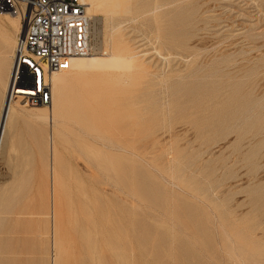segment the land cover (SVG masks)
I'll return each instance as SVG.
<instances>
[{"label":"rangeland","instance_id":"1","mask_svg":"<svg viewBox=\"0 0 264 264\" xmlns=\"http://www.w3.org/2000/svg\"><path fill=\"white\" fill-rule=\"evenodd\" d=\"M124 6L93 13L91 45L116 35L131 82L69 78L55 162L27 115L51 102L10 120L0 264H264V0ZM15 19L0 14V78Z\"/></svg>","mask_w":264,"mask_h":264},{"label":"built area","instance_id":"2","mask_svg":"<svg viewBox=\"0 0 264 264\" xmlns=\"http://www.w3.org/2000/svg\"><path fill=\"white\" fill-rule=\"evenodd\" d=\"M5 13L19 15L24 23L13 55L9 102L21 95L28 106H44L52 97L51 77L71 58L94 52L87 5L81 0H0V14Z\"/></svg>","mask_w":264,"mask_h":264},{"label":"bare ground","instance_id":"3","mask_svg":"<svg viewBox=\"0 0 264 264\" xmlns=\"http://www.w3.org/2000/svg\"><path fill=\"white\" fill-rule=\"evenodd\" d=\"M129 1L130 0H81V2L87 5V14L90 19L93 17V13L97 9L103 10L104 13L108 14L110 17L116 12L121 11V9L123 10V7H125L124 3L129 2ZM153 13L155 12L153 11ZM2 15L15 16L16 21H14V26L17 28L18 31H20V29L22 28L21 23L23 22L21 18L19 17V15L9 14V13H5ZM131 21L133 22V20ZM91 25H92V21H91ZM23 28H24V23H23ZM90 30H91V27H90ZM21 33L22 31L20 32V34ZM12 41L15 43L14 38ZM108 43L111 44V45L110 44L107 45L110 48V52H106L105 54H102V55H98V54L92 55L91 54L86 57L71 58L69 62L67 63L66 68L62 72L55 73L51 77L50 85H51V92H52V97H51L52 101H50L51 105L49 107L46 106L47 111H43V109H38V111H34V113L27 114L32 119L37 120L38 124H40L41 122L42 123L45 122L49 125L50 141L48 140V146L50 147L51 156L54 162L57 158V153H56L55 141L53 140V136L55 135V129H59L58 125L60 123L61 118L64 119V112H65L64 107L66 103V84L69 78L75 75L81 76L83 74L87 76H93L95 74H98L97 76H99L101 74L103 75L107 73L109 74L117 73L119 76V80H118L119 82L124 83V84L131 82L130 75L133 74L132 72L134 69V62H133L134 58L131 56L121 55L117 52L116 49L118 47V40H116V35L110 36V41ZM14 46H16V44ZM14 50H15V47H14ZM14 50H13L12 55L8 57L11 60V66L13 64ZM7 71H8V74H7ZM11 71H12V68H7V67L6 68L3 67V69L1 70L2 74L0 78V84L2 87V99L3 100L1 103L2 108H1V113H0V156L3 150V144H4L7 129L9 128V125H10L9 123H10L11 118L17 115L18 113H27L26 110L24 109V105L27 102V100L24 99L21 95H18L17 99L14 98L11 102H9V98L7 95L11 88L10 86ZM18 94H27V93L19 92ZM46 112L48 114H46ZM15 119H18V118H15ZM104 147L106 148L108 146L104 144Z\"/></svg>","mask_w":264,"mask_h":264}]
</instances>
